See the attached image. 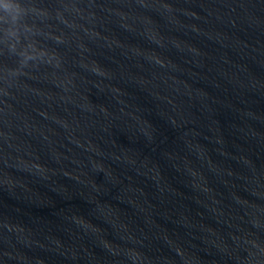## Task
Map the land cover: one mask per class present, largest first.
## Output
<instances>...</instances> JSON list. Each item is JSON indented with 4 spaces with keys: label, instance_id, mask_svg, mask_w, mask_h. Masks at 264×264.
<instances>
[{
    "label": "water",
    "instance_id": "95a60500",
    "mask_svg": "<svg viewBox=\"0 0 264 264\" xmlns=\"http://www.w3.org/2000/svg\"><path fill=\"white\" fill-rule=\"evenodd\" d=\"M0 264H264V0H0Z\"/></svg>",
    "mask_w": 264,
    "mask_h": 264
}]
</instances>
